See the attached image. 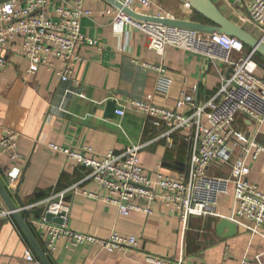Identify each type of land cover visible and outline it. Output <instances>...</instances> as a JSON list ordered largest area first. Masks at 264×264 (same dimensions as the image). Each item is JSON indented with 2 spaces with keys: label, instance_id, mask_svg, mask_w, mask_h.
Listing matches in <instances>:
<instances>
[{
  "label": "crops",
  "instance_id": "1",
  "mask_svg": "<svg viewBox=\"0 0 264 264\" xmlns=\"http://www.w3.org/2000/svg\"><path fill=\"white\" fill-rule=\"evenodd\" d=\"M211 1L228 19L260 37L259 29L250 20H243L247 13L237 0ZM50 2L51 9L62 0ZM84 5L91 15L81 19V33L96 40L99 46H81L79 52L84 61L73 65L68 80L61 81L44 67L28 73V62L19 50L20 38L4 45L0 139L5 129L14 130L19 158L15 161L6 154L0 155V180L18 209L55 191L74 187L66 197L70 229L100 238H108L112 232L135 235L138 246L108 252L94 244H74L62 239L47 255L51 264H146L145 257L151 254L166 259L181 258L183 264H239L243 256L253 258L256 254H261L264 261V222L259 227L262 235H251L240 226L234 236L217 235L218 220L231 215V189L214 207L217 215L191 216L185 225L164 208L160 199L151 203L153 213L148 217L141 213L123 215L105 199V190L86 178V168L48 147L49 142L65 148L89 146L93 156L99 157L108 150L120 153L131 143H142L139 159L148 176H152L158 164L165 175H176L187 165L188 142L183 133L174 134L167 142L166 138H157L160 131L139 110L130 108L118 115L115 109L131 99H145L151 93L153 102L162 108H175L181 91L190 94L196 103L202 102L229 75L224 62L211 61L199 53L166 46L162 55H158L148 47V40L140 30L131 25L123 28L113 25L115 8L106 0H84ZM133 6L142 14L210 23L182 0H152L145 8ZM256 58L258 76L264 80V58ZM57 66L62 65L58 62ZM159 68H164L170 79L164 93L155 91L162 74ZM109 103L115 107L114 111L108 112ZM235 123L245 133L252 129L241 114ZM256 139L264 147V126ZM14 166L19 167L20 177L10 186L7 172ZM229 170L226 165L223 169L212 167L210 171L228 176ZM249 174L250 182L264 192V150L251 164ZM0 203V208L8 209L1 195ZM31 212L40 217L42 209L34 208ZM28 226L43 248L37 228L30 223ZM26 250L37 258L12 214L0 216V264H32L24 259Z\"/></svg>",
  "mask_w": 264,
  "mask_h": 264
},
{
  "label": "built area",
  "instance_id": "2",
  "mask_svg": "<svg viewBox=\"0 0 264 264\" xmlns=\"http://www.w3.org/2000/svg\"><path fill=\"white\" fill-rule=\"evenodd\" d=\"M118 1L134 10V4L145 8L152 2ZM237 2L247 13V18L243 20H250L259 29L260 38L264 41V0ZM50 4V0H0V70L6 64L4 45L16 38L21 39L19 50L28 62V73H35L44 67L61 81L70 78L76 62L84 61L79 52L83 44L99 46L96 40L80 30L81 19L91 15L84 0H62L61 4L51 9ZM114 8L113 25L117 28L127 25L137 28L146 36L148 47L158 55H162L166 46H172L199 53L211 61H222L228 67L229 75L202 102L196 103L190 94L181 91L175 108H162L153 102L151 93L145 99H131L115 109L118 115H123L130 108L139 110L150 125L160 131L157 138H166L167 142L174 134L183 133L188 142L187 165L182 172L171 176L162 173L158 164L152 176H148L139 159V151L144 146L142 143H131L120 153L108 150L99 157L93 156L89 146L65 148L49 142L48 147L86 168V178L105 190V199L114 204L120 214L141 213L148 217L153 213L151 203L160 199L164 208L176 214L185 225L191 216L217 215L214 207L231 189L232 211L227 219L251 235H262L259 227L264 222V192L249 180L251 164L264 150L256 139L264 126V80L258 76L259 63L255 52L233 36L142 22L122 9ZM58 62L61 67L57 66ZM159 70L162 74L155 91L164 93L170 79L164 68ZM239 114L251 123L249 133L235 127ZM3 154L15 161L19 158L17 133L12 129H5L0 139V155ZM226 165L230 167L228 176L214 175L210 171L212 167L223 169ZM7 177L9 185H15L20 177L19 167H12ZM73 188L55 191L18 209L20 213H28L24 220L37 228L46 255L54 251L62 239L74 244H94L108 252L138 246L135 235L112 232L108 238H100L70 229L67 226L66 197ZM84 194L95 196L91 192ZM38 207L42 209L40 217L31 212ZM11 214L9 209L0 208V216ZM47 214L58 216L62 221H50L46 218ZM24 259L32 264H41L31 250H26ZM145 262L183 264L181 258L166 259L152 254L145 257ZM239 264H264V261L261 254H256L253 258L243 256Z\"/></svg>",
  "mask_w": 264,
  "mask_h": 264
},
{
  "label": "water",
  "instance_id": "3",
  "mask_svg": "<svg viewBox=\"0 0 264 264\" xmlns=\"http://www.w3.org/2000/svg\"><path fill=\"white\" fill-rule=\"evenodd\" d=\"M109 3L113 4L115 7L122 9L124 13L130 15L132 18L137 19L142 22H153L158 24H167L175 27H185L193 30H199L206 33H223L228 36H233L238 38L243 42L246 48L252 49L255 53L261 55L264 58V41L260 37L254 36L250 31H247L245 28L237 24L231 19H228L223 13L219 10L216 4L212 3L211 0H182L188 4L195 12L201 15L206 21L210 23L203 22H193L185 20H177L174 18L168 17H157L148 14H142L130 7L123 6L118 0H106ZM115 107L112 106V103L108 105V112L114 111ZM188 155V152H187ZM187 157V156H186ZM0 195L4 202L6 203L8 209L12 211V216L16 220L19 228L26 237L30 246L32 247L35 255L41 262V264H51L48 256L43 251L42 247L38 243L35 235L32 230L24 220L22 214L19 212L18 208L12 202L9 193L7 192L5 186L0 180ZM46 218L50 221L60 223L62 220L55 215L47 214ZM216 226L217 235L223 237H231L236 235L238 227L229 219L222 217L218 220Z\"/></svg>",
  "mask_w": 264,
  "mask_h": 264
},
{
  "label": "trees",
  "instance_id": "4",
  "mask_svg": "<svg viewBox=\"0 0 264 264\" xmlns=\"http://www.w3.org/2000/svg\"><path fill=\"white\" fill-rule=\"evenodd\" d=\"M201 17H202V16H201ZM202 18H203V17H202ZM203 19H204V18H203ZM247 49H248V48H247ZM255 54H256V57H258V58L260 57V58L262 59L261 55H259V54H257V53H255ZM263 61H264V59H263ZM184 169H185V168H184ZM184 169H183V170H184ZM181 172H182V171H181ZM27 214H28L27 212H22V215H23L24 218L27 217Z\"/></svg>",
  "mask_w": 264,
  "mask_h": 264
},
{
  "label": "rangeland",
  "instance_id": "5",
  "mask_svg": "<svg viewBox=\"0 0 264 264\" xmlns=\"http://www.w3.org/2000/svg\"><path fill=\"white\" fill-rule=\"evenodd\" d=\"M255 30H256V28H255Z\"/></svg>",
  "mask_w": 264,
  "mask_h": 264
}]
</instances>
